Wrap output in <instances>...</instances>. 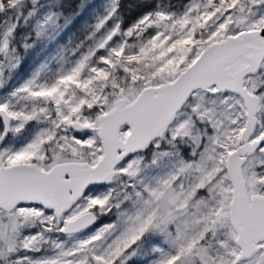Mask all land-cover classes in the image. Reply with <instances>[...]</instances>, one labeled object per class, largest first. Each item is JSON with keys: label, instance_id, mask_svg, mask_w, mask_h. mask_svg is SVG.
<instances>
[{"label": "snow or ice", "instance_id": "snow-or-ice-1", "mask_svg": "<svg viewBox=\"0 0 264 264\" xmlns=\"http://www.w3.org/2000/svg\"><path fill=\"white\" fill-rule=\"evenodd\" d=\"M125 35L103 67L92 53L0 104V264H264V0H189ZM246 37L255 57L209 75Z\"/></svg>", "mask_w": 264, "mask_h": 264}, {"label": "rangeland", "instance_id": "rangeland-1", "mask_svg": "<svg viewBox=\"0 0 264 264\" xmlns=\"http://www.w3.org/2000/svg\"><path fill=\"white\" fill-rule=\"evenodd\" d=\"M116 2L117 0H85L73 16L64 17L54 11L60 3L59 0H38L36 4L31 0H24L21 7L0 13V44L8 38L11 50L10 61L0 57L2 65L0 104L11 102L14 93L32 82L37 85L55 83L60 77L69 74L84 56L92 53L94 55L89 68L103 67L100 60L108 58L112 50L125 42L134 43V40L125 35L132 27L123 31L119 28V22L114 16ZM188 3L177 12H158L179 17L186 10ZM26 7L27 11L23 15L22 11ZM101 22H104V25L98 30L97 26ZM117 28L118 35L113 36L105 48L99 49V45ZM17 30L20 32L19 47L12 48L10 39ZM9 32L13 33L10 37ZM74 34L77 36L74 37ZM18 48H21V53H18L21 57L15 56ZM26 62L28 63L24 73L26 77L19 81L21 76L16 75ZM4 69L8 71L7 76L4 75ZM83 75L85 77L89 75L88 70H85ZM24 107L14 105V110H22ZM18 123L12 122L11 129L17 127ZM48 130L49 125L46 122L38 120L29 122L19 134L11 131V139L5 147L11 151H18Z\"/></svg>", "mask_w": 264, "mask_h": 264}, {"label": "trees", "instance_id": "trees-1", "mask_svg": "<svg viewBox=\"0 0 264 264\" xmlns=\"http://www.w3.org/2000/svg\"><path fill=\"white\" fill-rule=\"evenodd\" d=\"M85 0H59V5L54 8V11L60 13L61 16L70 17L73 16L80 4ZM189 0H117L114 16L119 22V28L123 31L130 27H133L137 22H139L145 15L153 16L158 11L163 12H177L178 10L183 9ZM27 8H24L22 14L24 15L27 11ZM75 31V30H74ZM77 34H74L76 37ZM133 40V39H132ZM20 42V32L17 30L12 38L10 39L11 47H19ZM18 49H20L18 51ZM17 49L15 56H18V53H21V48ZM20 56V55H19ZM21 57V56H20ZM30 62V61H29ZM1 64V61H0ZM28 66V63L24 64L19 70L17 77L21 76L19 81H23L25 76V70ZM1 74V67H0ZM8 75L7 69H4V75ZM6 75V76H7ZM2 76L0 75V83ZM17 85V84H15ZM3 126L0 121V132H2Z\"/></svg>", "mask_w": 264, "mask_h": 264}, {"label": "water", "instance_id": "water-1", "mask_svg": "<svg viewBox=\"0 0 264 264\" xmlns=\"http://www.w3.org/2000/svg\"><path fill=\"white\" fill-rule=\"evenodd\" d=\"M261 46L262 42L257 41L255 37L243 38L233 46V48L227 55H225L218 62L212 65L209 70V75L225 76L240 71L247 65L249 61H251L255 57ZM10 125L8 126L9 128ZM2 131H4V125ZM9 134L10 131H7L6 140Z\"/></svg>", "mask_w": 264, "mask_h": 264}, {"label": "flooded vegetation", "instance_id": "flooded-vegetation-1", "mask_svg": "<svg viewBox=\"0 0 264 264\" xmlns=\"http://www.w3.org/2000/svg\"><path fill=\"white\" fill-rule=\"evenodd\" d=\"M2 123V122H1ZM11 125H12V122H11ZM11 125H10V128H11ZM3 126V125H2ZM30 126V125H29ZM3 130V129H2ZM11 131H10V134H9V136H8V138H7V140L5 141V145L9 142V140L11 139ZM4 145V146H5Z\"/></svg>", "mask_w": 264, "mask_h": 264}]
</instances>
